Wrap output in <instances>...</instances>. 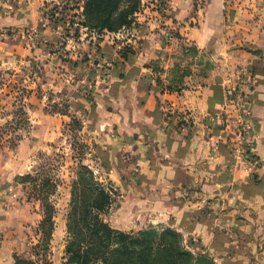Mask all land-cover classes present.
<instances>
[{
	"label": "crops",
	"instance_id": "obj_1",
	"mask_svg": "<svg viewBox=\"0 0 264 264\" xmlns=\"http://www.w3.org/2000/svg\"><path fill=\"white\" fill-rule=\"evenodd\" d=\"M169 1L166 20L153 8L137 16L133 46L121 50L106 31L68 38L48 18L53 0L18 2L9 13L0 0V70L45 67L50 77L40 85L82 118L104 177L123 194V218L133 217L128 228L172 218L217 264H264V0ZM242 82L258 167L235 160L221 131ZM88 86L89 100L80 92ZM168 105L192 119L191 129L167 119ZM32 140L30 151L40 145ZM0 213L15 215V233L24 219H41L3 205ZM10 237L0 242V264L25 253L22 234ZM56 244L51 262L62 264L64 244Z\"/></svg>",
	"mask_w": 264,
	"mask_h": 264
},
{
	"label": "rangeland",
	"instance_id": "obj_2",
	"mask_svg": "<svg viewBox=\"0 0 264 264\" xmlns=\"http://www.w3.org/2000/svg\"><path fill=\"white\" fill-rule=\"evenodd\" d=\"M159 1L140 0V9L133 16L132 24L129 27H132L133 24L138 27L137 16L148 8L157 10L162 21L166 20L168 12L165 15L160 13ZM71 3H76V1ZM50 8L51 6L48 10ZM70 14L69 6L64 7L62 30L67 32L72 30L70 22L75 19L74 16L69 17ZM82 15L83 12H81ZM91 17L95 24H102V17L100 18L96 14ZM113 18H117V15L114 14L111 20ZM134 39L135 36L131 44ZM114 42L121 46V50L125 47L121 44L122 39H115ZM59 46L62 49V45ZM65 60L69 63L68 58ZM49 77L45 67L38 64L27 67V69L22 67L18 71L11 67L0 70V175L7 176L0 180V205L6 206L8 209L12 208V212L15 214L21 212L25 214L28 209L31 212H39L41 214L40 221L46 215L50 217V220L42 226H40V221L33 225L32 222L24 219L22 225L19 226L22 233H15L14 231L18 230L12 222L16 218L15 215L0 213V242L4 239L3 237L13 239L10 235L16 236V234L20 236L22 234L24 239L25 247L22 249L25 253L17 254L16 252L14 254L15 262L17 256L24 260L36 261V264H52L51 256L55 252L57 241L64 244L61 255L62 264H64L68 258L66 246L70 240L68 224L72 197L82 189L83 186L80 183L88 177H92V181L99 184L92 185L97 191L105 190L111 199L109 207L102 214V219L111 227L118 229L115 227L118 225L122 228L119 230L129 233L131 231L135 234L151 227H155L160 233L171 230L176 240L194 257L201 253L206 254L204 245L198 239L190 236L189 232L180 229L176 225L177 222H171L172 218L156 226L148 223L152 220L149 217L144 223H139L138 227L128 228V222L133 220V217L125 216L123 218L120 211L123 205L121 203L123 194L113 181L104 177L105 166L94 158L96 155L94 154V142L85 132L82 118L70 113V100L62 99L61 96L54 93L53 89L40 85L42 82L46 83ZM34 82L36 83L33 84ZM80 92L89 100L92 88L88 86ZM34 130L39 132L34 133ZM30 137L33 138V142L40 144L34 151H30L29 148L30 141L28 139ZM23 142L25 145H22ZM87 193L97 195V192L93 190H87ZM13 207H17V210H13ZM8 217L9 224L2 227L1 224ZM73 227L83 232L79 236V243L74 248L79 250L81 247H86L87 237L84 235L86 226L81 216L73 223ZM62 228L64 229L63 233ZM38 231L43 238L50 237L49 251L45 256L34 250L40 239ZM113 243L116 242H110V244ZM209 258L214 264H217L212 256Z\"/></svg>",
	"mask_w": 264,
	"mask_h": 264
},
{
	"label": "trees",
	"instance_id": "obj_3",
	"mask_svg": "<svg viewBox=\"0 0 264 264\" xmlns=\"http://www.w3.org/2000/svg\"><path fill=\"white\" fill-rule=\"evenodd\" d=\"M140 0H85L83 6V20L80 28L75 31L78 37L82 29L101 34L104 31L116 33L123 28H130L133 16L139 11ZM102 17V24H95L92 15ZM116 14L117 18L111 17ZM176 110L175 121L180 117ZM90 174V173H89ZM92 178V177H91ZM90 177L80 183L82 189L73 195L69 212L68 224L69 242L66 246L68 256L64 264H214L208 254L193 256L176 240L171 230L159 232L155 227L136 232H124L111 227L102 219V214L109 207L111 199L105 190L97 191L92 185H99ZM84 184H87L86 186ZM87 190L97 192V195L87 193ZM81 216L86 226V247L79 250L74 246L79 243L82 231L73 227V223ZM46 215L40 221L44 225L50 217ZM40 239L34 247L43 256L49 251L50 237ZM111 241L116 243L110 244ZM114 245V246H113ZM113 246V247H111ZM186 258V259H185ZM16 264H36L33 260L15 257ZM185 259V261H184ZM47 263V262H46Z\"/></svg>",
	"mask_w": 264,
	"mask_h": 264
},
{
	"label": "built area",
	"instance_id": "obj_4",
	"mask_svg": "<svg viewBox=\"0 0 264 264\" xmlns=\"http://www.w3.org/2000/svg\"><path fill=\"white\" fill-rule=\"evenodd\" d=\"M25 0H6L7 7L5 10L9 12H14V5L18 2H24ZM54 4L48 10V18L56 26H60L63 22V8L69 6V12L71 13L69 17L74 16L75 19L71 20L70 24L72 30L68 33V38L74 39L75 31L80 28L79 24L83 19L81 12L83 11V4L85 0H53ZM76 1V3H71ZM161 14L165 15L169 12L171 7L169 0H160L158 2ZM62 21V22H61ZM136 25L133 24L130 28H123L119 32L112 33L111 36L113 39H122L121 44L125 47H132V39L134 38V29ZM87 30V29H85ZM26 39L30 40L35 36L33 31H29L26 34ZM243 85L239 86L235 90L230 92L229 102L234 108L235 116L232 120H226L224 126L221 128L224 138L228 141V147L230 149L231 156L243 163H249L251 166L258 167L260 165V158L255 152V139L256 134L251 128L250 125V114L245 104L246 97V85L242 82ZM165 113L167 119L171 118L175 114V109L172 105H168L165 108ZM167 123V122H166ZM193 126V121L189 116L180 115L176 120L175 127L182 131H187ZM231 133V137L226 136L227 132ZM222 137V138H223Z\"/></svg>",
	"mask_w": 264,
	"mask_h": 264
}]
</instances>
